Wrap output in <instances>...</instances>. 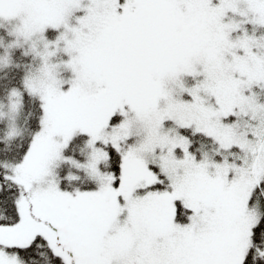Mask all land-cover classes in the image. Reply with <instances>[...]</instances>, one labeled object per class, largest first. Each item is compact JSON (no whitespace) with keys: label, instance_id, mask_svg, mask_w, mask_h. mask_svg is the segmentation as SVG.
I'll return each mask as SVG.
<instances>
[{"label":"snow or ice","instance_id":"1","mask_svg":"<svg viewBox=\"0 0 264 264\" xmlns=\"http://www.w3.org/2000/svg\"><path fill=\"white\" fill-rule=\"evenodd\" d=\"M0 264H264V0H0Z\"/></svg>","mask_w":264,"mask_h":264}]
</instances>
